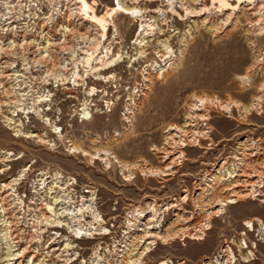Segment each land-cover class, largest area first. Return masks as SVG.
I'll return each instance as SVG.
<instances>
[{
    "label": "rangeland",
    "instance_id": "rangeland-1",
    "mask_svg": "<svg viewBox=\"0 0 264 264\" xmlns=\"http://www.w3.org/2000/svg\"><path fill=\"white\" fill-rule=\"evenodd\" d=\"M85 1L0 0V264H264V0Z\"/></svg>",
    "mask_w": 264,
    "mask_h": 264
},
{
    "label": "bare ground",
    "instance_id": "bare-ground-1",
    "mask_svg": "<svg viewBox=\"0 0 264 264\" xmlns=\"http://www.w3.org/2000/svg\"><path fill=\"white\" fill-rule=\"evenodd\" d=\"M79 2H81L82 3V5H83V7L84 8H89L90 6L88 5V3L85 1V0H78ZM224 6L225 5H229V3L226 1V0H219ZM237 2H238V6H239V4H241L242 2H243V0H236ZM118 6V7H117ZM226 9H229V8H226ZM115 11H121V12H123V13H126V14H133V15H136V16H141V11L139 10V9H130V8H127V7H125L124 5H122L120 2H118L114 7H112L111 8V12H115ZM92 20L93 21H99L100 23H104L103 21V19L102 18H100V17H98L97 15H93L92 16ZM106 20V19H105ZM92 22V21H91ZM18 96V95H17ZM196 103V102H195ZM9 124L10 125H14L13 127L14 128H17V126H18V124H16V122L15 121H13V119H11L10 120V122H9ZM186 127H188V125L187 126H185V128ZM172 130H175V128L173 127L172 128ZM16 131H17V134L19 133V132H21V130L20 129H16ZM177 132H175L174 134H173V141L174 142H177L178 141V138H180L181 137V135L180 134H178V131H186V129H182V127L181 128H179V126H178V129L176 130ZM175 136V137H174ZM172 138V137H171ZM176 138V139H175ZM240 143H242V142H240ZM245 146V145H244ZM169 152V151H168ZM249 153V152H248ZM251 154V153H250ZM242 155V154H241ZM258 163V162H257ZM229 164H230V162H229ZM229 168V167H228ZM229 170V169H228ZM223 171V170H222ZM232 175H233V173H232ZM57 176V175H56ZM211 179L213 180V179H215V177L214 176H211ZM234 181H236V180H234ZM201 185V184H200ZM199 185V186H200ZM199 186H198V188H199ZM209 187V186H208ZM224 187V186H223ZM238 187H242L241 185L240 186H238ZM213 187L212 186H210V189H212ZM262 188V187H261ZM199 190L200 189H197V196L200 194V192H199ZM226 190V189H225ZM256 191V190H255ZM263 194V193H262ZM253 195V194H252ZM212 198V197H211ZM239 198V195H237V194H232V197H230V198H228V200H226V201H222L221 203H222V206H223V208L225 207V206H229V205H231V204H236L237 202H238V199ZM241 200V199H240ZM64 201V200H63ZM180 201V200H179ZM214 202V201H213ZM67 203V202H66ZM54 205V204H53ZM85 207V206H84ZM50 209H51V207H49ZM89 208V207H88ZM218 209V208H217ZM83 211V210H82ZM79 212L80 211H77V212H75V216L76 217H78V215L80 216V214H79ZM95 212V211H94ZM207 212V211H206ZM96 213V212H95ZM177 213V212H176ZM66 214V213H65ZM68 214V213H67ZM82 215V214H81ZM92 215H93V217H94V221H96V222H98L99 220H98V217L94 214V213H92ZM140 215V214H139ZM139 215H137V216H139ZM212 217V216H211ZM72 218V217H71ZM79 218V217H78ZM59 219V218H58ZM61 219V218H60ZM67 219V218H66ZM76 219V218H75ZM81 219V218H80ZM142 219V218H141ZM79 220V219H78ZM58 222V224H57V226L58 227H62V226H64V224H63V222H61V221H59V220H57ZM71 221V220H70ZM69 221V222H70ZM89 224V223H88ZM92 224H94V223H92ZM73 225V224H72ZM74 226V225H73ZM79 226V225H78ZM76 227V228H70V227H72V226H70L69 225V229H71V232H73V234H74V236L76 237V238H82L83 236H92L94 233H93V230L95 229V227H93V226H87V227H83L82 225H81V227ZM245 226L250 230V231H252L253 229H254V223L252 222V221H247L246 223H245ZM75 227V226H74ZM158 227V226H157ZM97 228V227H96ZM155 229V228H154ZM183 230V229H182ZM263 230H264V226H263ZM106 232V231H105ZM105 232H103V233H105ZM146 232H147V230H146ZM153 232V231H152ZM151 232V233H152ZM97 233V232H96ZM147 233H150V232H147ZM56 234V233H55ZM153 234H155L154 232L152 233V235ZM157 234V233H156ZM5 235V237H6V234H4ZM146 235V234H145ZM151 235V234H150ZM157 236H160V237H162V238H165L163 235H161L160 233H158L157 234ZM203 236V235H202ZM159 237V238H160ZM7 241V240H6ZM147 241V240H146ZM144 241V244H142V246L144 245L145 246V248H143L144 250H142V251H138V252H136V253H134V254H132L131 255V259L129 260V263L130 264H139V262L141 261V259L143 258V256L146 254V252H149L150 251V246H151V243H153L154 242V239H152V240H149V241ZM6 243V242H5ZM233 243V242H232ZM8 244V243H7ZM6 244V245H7ZM247 242H245L244 244L243 243H241V245L243 246V248L244 247H247ZM150 245V246H149ZM65 246H66V248L69 250V249H71L72 247H73V245L70 243V241H68V242H66L65 243ZM11 248V245L10 244H8V246L6 247V249H10ZM139 249V248H138ZM141 249V248H140ZM9 253V252H8ZM225 255H224V258L226 259V264H230L231 262H230V258L232 257V255H234V253L231 251V249L227 246V249H225ZM9 255H11V256H13V258L12 259H15V257H16V254H13V253H10ZM230 255H231V257H230ZM133 256H136L135 258H133ZM20 257V256H19ZM69 260H70V258H69ZM101 261V260H100ZM123 261V260H122ZM29 263H31V261L29 262ZM33 263V262H32ZM85 263V262H84ZM206 263V262H205ZM161 264H164V262H162ZM208 264V263H207Z\"/></svg>",
    "mask_w": 264,
    "mask_h": 264
},
{
    "label": "built area",
    "instance_id": "built-area-1",
    "mask_svg": "<svg viewBox=\"0 0 264 264\" xmlns=\"http://www.w3.org/2000/svg\"><path fill=\"white\" fill-rule=\"evenodd\" d=\"M186 131H178V134L181 135L178 138L177 142L173 141V145L170 146L169 152L166 151L165 158L169 161L170 167H180L183 163V160L186 159V150L190 147H201L202 142L207 140L211 137L213 132V128L211 125V109L207 107V102L205 100H199L194 108L193 114L189 115L187 118ZM213 171V170H212ZM213 172H218V169L214 170ZM208 175V181L213 182L211 179V175L215 176L214 173H206ZM242 184V183H240ZM210 188L211 184L208 183ZM211 190V189H210ZM243 191V187H239L238 192L241 193ZM211 195V192L209 193ZM204 234V232H203ZM234 256V255H232ZM231 257V255H230ZM226 264V259L224 258ZM173 264L172 261L169 262ZM164 264H167L165 261ZM181 264V263H179Z\"/></svg>",
    "mask_w": 264,
    "mask_h": 264
}]
</instances>
